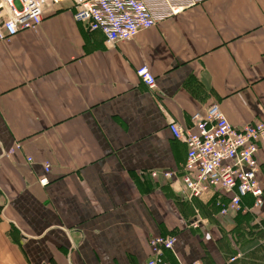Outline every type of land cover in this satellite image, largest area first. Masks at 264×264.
<instances>
[{"label": "crops", "instance_id": "1", "mask_svg": "<svg viewBox=\"0 0 264 264\" xmlns=\"http://www.w3.org/2000/svg\"><path fill=\"white\" fill-rule=\"evenodd\" d=\"M74 12L0 40V264H146L156 236L177 238L169 264H264V203L209 215L169 128L214 104L235 128L264 122V0H206L114 45ZM259 158L264 187V142Z\"/></svg>", "mask_w": 264, "mask_h": 264}, {"label": "built area", "instance_id": "2", "mask_svg": "<svg viewBox=\"0 0 264 264\" xmlns=\"http://www.w3.org/2000/svg\"><path fill=\"white\" fill-rule=\"evenodd\" d=\"M64 1L72 2L76 22L100 32L108 45H114L130 41L206 0H0V40L9 42L23 31L37 30L52 7ZM136 74L149 89H156V78L147 66H140ZM169 128L173 137L187 146L182 187L190 199L212 191L221 216L252 212L263 205L259 152L264 142V122L235 128L214 104L204 113L193 114L190 127L173 120ZM27 160L32 163L31 158ZM44 171L49 174L51 165L45 164ZM46 175L39 179L43 187L49 184ZM165 177L173 178L174 173L168 172ZM192 227L197 228V223ZM176 241L175 236L152 238V256L146 264H169L165 253L174 252Z\"/></svg>", "mask_w": 264, "mask_h": 264}, {"label": "rangeland", "instance_id": "3", "mask_svg": "<svg viewBox=\"0 0 264 264\" xmlns=\"http://www.w3.org/2000/svg\"><path fill=\"white\" fill-rule=\"evenodd\" d=\"M139 78V77H138ZM140 79V78H139ZM256 122H261V121H256ZM252 123H255V122H252ZM252 123H249V124H252ZM249 124H247V125H249ZM246 126V125H245ZM244 127V126H243ZM214 196V199H213V201L212 202H210L209 203V206H205L206 208H207V211H208V213H209V215H211V212H216L217 213V206H216V196H215V194L213 195ZM250 212H247V213H243L242 214V212H240V213H238L239 215L238 216H241V217H244V216H247L248 214H249ZM237 215V214H236ZM238 216H236V217H238ZM230 219H233V217H230ZM257 224V226H262V223H256ZM225 228V227H224ZM244 228V227H243Z\"/></svg>", "mask_w": 264, "mask_h": 264}]
</instances>
